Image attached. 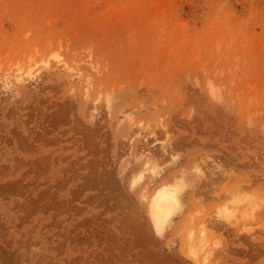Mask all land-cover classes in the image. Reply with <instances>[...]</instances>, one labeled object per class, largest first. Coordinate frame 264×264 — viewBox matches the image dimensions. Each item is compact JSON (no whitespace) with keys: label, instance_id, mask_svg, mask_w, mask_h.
<instances>
[{"label":"rangeland","instance_id":"obj_1","mask_svg":"<svg viewBox=\"0 0 264 264\" xmlns=\"http://www.w3.org/2000/svg\"><path fill=\"white\" fill-rule=\"evenodd\" d=\"M0 264H264V0H0Z\"/></svg>","mask_w":264,"mask_h":264},{"label":"bare ground","instance_id":"obj_2","mask_svg":"<svg viewBox=\"0 0 264 264\" xmlns=\"http://www.w3.org/2000/svg\"><path fill=\"white\" fill-rule=\"evenodd\" d=\"M7 76L8 77H5V79L3 77L4 79L3 82H5L6 87H10L11 84L23 83L24 81H26V79H30L33 75L30 72V70H28L27 72H20L16 74L14 76V80L11 79V75H7ZM156 165L157 163L153 164L151 158H149L146 162L147 167L142 168L141 170H138V172L134 175L133 184H136L139 180H141L143 176L145 175V172H147L148 170H153V168ZM175 180L173 181V183H170V184L167 182L166 183L162 182L158 184L154 188V191L152 192L150 196L149 213L153 221L154 231L159 236H162L164 234L167 223L172 218H174L176 213H178V209L180 206V191L183 188L182 186L184 185H183V180L181 178H179L177 181ZM194 233H195L194 230L191 229V232L189 233V237L191 240L195 239ZM206 234H207V230L203 229L200 234V236L203 237V238L201 237L203 239V240L201 239V241L203 242L205 241ZM189 254H191L194 257L197 256V251L194 249L192 244L189 247Z\"/></svg>","mask_w":264,"mask_h":264}]
</instances>
